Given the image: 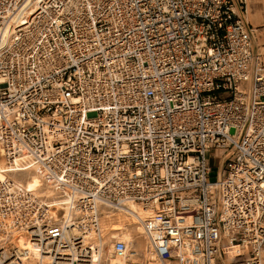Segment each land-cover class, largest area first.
<instances>
[{
  "label": "built area",
  "instance_id": "built-area-1",
  "mask_svg": "<svg viewBox=\"0 0 264 264\" xmlns=\"http://www.w3.org/2000/svg\"><path fill=\"white\" fill-rule=\"evenodd\" d=\"M253 2L0 0L2 157L54 197L0 179L2 264H92L102 247L124 264H226L234 245L246 258L230 264L262 263ZM118 219L141 227L143 249L106 230Z\"/></svg>",
  "mask_w": 264,
  "mask_h": 264
},
{
  "label": "bare ground",
  "instance_id": "bare-ground-1",
  "mask_svg": "<svg viewBox=\"0 0 264 264\" xmlns=\"http://www.w3.org/2000/svg\"><path fill=\"white\" fill-rule=\"evenodd\" d=\"M249 20H251V15L249 17ZM0 157L3 159L1 148H0ZM2 159H0V179H3V177L4 178L7 177V173H6V171H4L5 169L2 170L3 160H4V159L3 160ZM7 171H10V170H7ZM8 173L14 179L13 181L20 180L25 175V172L22 170H19V171L15 170V171H11ZM9 179H11V178H9ZM29 179L33 180V178H30V177H29ZM15 182L20 183V184L23 183L24 188H26L28 191H32L36 195H43L45 197H50L51 199H54L53 194L48 189H45V192L41 193L40 192L41 189L32 188L26 182H18V181H15ZM42 189H44V188H42ZM45 193H47V194H45ZM64 200H66V199H64ZM51 202H53V201H51ZM55 203L56 204H51V205L57 206L58 205L57 202H55ZM127 206L131 207V209H134V207L130 203H127ZM150 214H151L150 212L146 211L143 213V216H149ZM111 221H108L107 222L108 225L106 224L105 226L108 227L109 223ZM131 226L135 232V235H137L136 237L131 234V231H132ZM106 230L110 231L109 233L113 237H119L122 240H124L127 244V247H129V245L132 241H136L137 245H139V247L133 249L132 251H139V250L143 249V247H144V243H143L142 237H141V232H142L141 227L138 225H133L131 221L127 222V221H123L122 219H118V221L111 223L109 226V229H106ZM109 237L107 236L106 239H108ZM86 245H87V243H83L82 245L80 244L77 247H75L76 249L72 253L74 259H76L79 255L83 256L84 253H86L85 247H84ZM26 246L30 247L29 243H27ZM230 251L232 252V254H235L236 256L241 255L242 252L243 253L246 252L245 249L242 250L241 247H239L237 245L232 246L230 248ZM234 251H236V253ZM146 257H147L146 264H162L160 261L154 260L147 255H146ZM260 257L264 258V252L260 253ZM130 259L136 260V257L132 256ZM89 262H92V264H124L123 259L114 258V257L110 256L104 247H102V249H100L98 252L94 253L91 256V259ZM261 262H262L261 264H264V260H262ZM0 264H2L1 258H0Z\"/></svg>",
  "mask_w": 264,
  "mask_h": 264
},
{
  "label": "rangeland",
  "instance_id": "rangeland-1",
  "mask_svg": "<svg viewBox=\"0 0 264 264\" xmlns=\"http://www.w3.org/2000/svg\"><path fill=\"white\" fill-rule=\"evenodd\" d=\"M253 1H254V2H253V5H252V10H253L254 14L251 15V20H250V21H252V23H253L254 25H258V26H259V25H261L262 23H264V18H262L260 12L258 11V10H260V5L256 2L257 0H253ZM249 17H250V15H248V20H249ZM262 43H264V33H261L260 31H258V44L260 45V44H262ZM259 48H260V47H259ZM259 51L262 52L261 49H259ZM222 152H223V151L219 150V151H216V152H214V153H212V154L209 155V164H210V166H211L210 180H214V179H215L216 172H217V168H218V165H219V163H218V157L221 155ZM0 159H2V158L0 157ZM2 160H3V159H2ZM4 163H5V162H4V160H3V166H2L3 168H2V170L5 169L4 171H6V173H7V177H8V178H11L12 180H14V179L12 178V176L9 175V173H8V171H7V170H13V169H8V167H7L6 164H4ZM21 170H22V169H21ZM22 171L25 172L24 177H23L22 179H20V180H15V181H18V182H26V183H27L29 186H31L32 188L41 189V190H40L41 193L45 192V189H42L41 179L39 178V176H38L36 173H34V172H32L31 170H28V169H26V170H22ZM29 177H30V178H33V180L29 179ZM47 193H48V192H47ZM47 193H45V194H47ZM114 222H116V221H111V222L109 223V226H110L111 223H114ZM131 229H132V226H131ZM131 234H132L133 236H135V237L137 236V235H135V232H134L133 229H132V231H131ZM130 246L133 247L134 249L139 247V245H137V242H136V241H132V242L130 243L129 247H130ZM229 251H230V249H229ZM229 251H228L227 255L225 256V263H226V264L234 263L236 260H237V261H240V260L246 258V255L244 254V255H243L242 257H240V258H236V259L232 260L231 258H232L233 256H235V255L233 254L232 257L229 256ZM234 252L236 253V251H234ZM244 253H245V252H244ZM242 254H243V252H242ZM242 254H241V255H242ZM238 259H239V260H238Z\"/></svg>",
  "mask_w": 264,
  "mask_h": 264
},
{
  "label": "crops",
  "instance_id": "crops-1",
  "mask_svg": "<svg viewBox=\"0 0 264 264\" xmlns=\"http://www.w3.org/2000/svg\"><path fill=\"white\" fill-rule=\"evenodd\" d=\"M234 255H235V254H234ZM229 256H231V257L233 256V254H232V252H231V251H229ZM235 256H236V255H235Z\"/></svg>",
  "mask_w": 264,
  "mask_h": 264
}]
</instances>
